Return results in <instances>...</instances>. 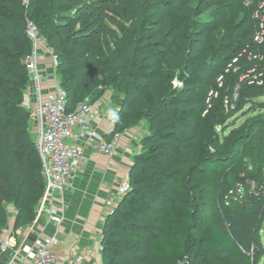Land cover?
<instances>
[{
  "label": "trees",
  "instance_id": "obj_1",
  "mask_svg": "<svg viewBox=\"0 0 264 264\" xmlns=\"http://www.w3.org/2000/svg\"><path fill=\"white\" fill-rule=\"evenodd\" d=\"M196 2L192 6L191 0H29L25 5L24 0H0L2 226L7 222L6 204L16 210V229L30 225L45 189L41 161L29 132L31 113L23 106L30 79L24 65L31 51L25 33L27 20L39 27L58 56L56 73L67 92L70 109L83 100L76 98L79 94L88 96L99 78L102 90L115 85L124 94L116 128L132 119L134 111L138 114L133 123L146 122L150 127L146 141L150 145L130 167L132 189L104 224L103 264H108L107 260L114 264H148L152 259L175 264L184 249L177 192L185 190L189 198L198 201L200 177L206 166L235 158L233 148L243 147L257 136L248 153L254 167L250 176L262 178L264 117L249 123L242 134L228 141L222 140L223 135L216 130L225 131L231 118L225 102L234 104L233 87L242 88L247 81L242 84L240 79L255 72L256 64L258 74L262 68V62L252 56L264 58V41L254 42L264 27V0H250L249 5L248 0ZM241 14L243 19H239ZM207 52L210 57L205 60ZM237 57L238 62L233 64ZM177 72L183 85L173 89L170 82ZM72 82L77 94L69 87ZM238 96L241 100V92ZM207 111L214 114L205 121L203 131L212 127L217 138L210 137L206 142L226 150L221 156L205 152L204 139L196 143L200 149L193 151L202 131V122L196 120ZM117 133L114 129L105 138L112 140ZM230 140L232 148L227 150ZM193 158L205 166L188 167ZM220 173L217 199L242 178L237 173L228 185ZM183 176L186 184L180 185ZM247 203L221 212L212 210L210 237L202 243L203 252L230 253L239 264H253L260 247L257 236L264 219V197ZM250 206L253 211L248 216Z\"/></svg>",
  "mask_w": 264,
  "mask_h": 264
},
{
  "label": "built area",
  "instance_id": "obj_2",
  "mask_svg": "<svg viewBox=\"0 0 264 264\" xmlns=\"http://www.w3.org/2000/svg\"><path fill=\"white\" fill-rule=\"evenodd\" d=\"M25 5L29 0H24ZM261 27L254 42L264 41ZM25 33L31 51L24 58L30 79L25 91L23 106L32 115L36 129L35 144L41 161L45 183L43 195L36 208L32 224L16 230L15 236L0 234L2 264H97L101 258V241L89 247H62L64 225L68 217V195L87 162L86 149L112 159L117 153L121 133L107 140L100 127L94 98L89 95L73 109L69 108L67 92L57 76L58 56L50 48L39 27L30 20ZM262 58V57H261ZM253 55V60H261ZM238 57L233 59V64ZM102 90V87H100ZM229 105L234 110V104ZM127 175L116 187L115 193L103 202L107 215L112 213L123 197L131 191ZM264 197V167L262 178L245 177L244 184L237 183L222 199L230 206L231 200L249 201ZM23 231V232H22ZM59 248L60 252H55ZM97 262V263H96Z\"/></svg>",
  "mask_w": 264,
  "mask_h": 264
},
{
  "label": "rangeland",
  "instance_id": "obj_3",
  "mask_svg": "<svg viewBox=\"0 0 264 264\" xmlns=\"http://www.w3.org/2000/svg\"><path fill=\"white\" fill-rule=\"evenodd\" d=\"M196 0H191V5H196ZM222 2H220L219 5H221ZM250 0H248L247 5H249ZM263 7V6H262ZM216 7H214L215 9ZM244 14H241L239 19H243ZM253 17V16H252ZM250 18V15H249ZM252 19V18H251ZM255 19V17H253ZM210 57L209 52L205 54L203 59H208ZM261 58V55H259ZM261 63V70L258 74V66L257 64L254 66L256 69L255 72H251L250 74L242 77L240 79V83L243 84V82L247 83L242 87H238L235 85L233 87V91L235 92V96H233V102L235 104L234 110H231V113H228V116H231L229 120H227V126L226 130H220L219 128L216 130L219 134H221L222 140L232 139L233 137H237L238 135L242 134L244 131V128L249 123H252L256 121V119L264 117V58L262 57L261 60H257ZM258 62V63H259ZM179 77V73L177 72L174 76H172V80L170 82V85H172V88L174 89H180L182 87V83L177 79ZM99 79V78H98ZM98 79L95 83V85L92 87L90 93L94 98L95 105H97L98 110L102 113L106 114V109L109 107H114L117 112L119 113L122 107V101L124 99V94L119 91L115 85H111L106 90L100 89V84L98 83ZM262 79V80H261ZM219 79L218 81H220ZM221 83V82H220ZM164 84V83H163ZM162 84V85H163ZM69 87L74 91L75 94H77V91L75 90L74 83H70ZM213 87L216 89L218 86L213 85ZM219 88H221V84L219 85ZM241 92V100L238 96V93ZM261 94V95H259ZM84 94H79L76 98L78 100L84 99ZM147 96L149 93L146 94ZM75 96V95H74ZM209 99L211 98V95L209 94ZM199 105V103H197ZM196 107V105H194ZM138 112L134 111L133 117L130 120H127L126 122H123L124 126H118L117 128L114 126L113 129H116V131L123 134L124 140L128 142L129 146H126L130 149L131 152V159L132 164L136 158V156L145 153L149 147L150 144H147V138L150 135V127L149 124L146 122H142L140 124H134L133 121L135 117L137 116ZM213 111H207L201 114V120L202 122V131L201 135L198 137V139L195 141L193 146V151L200 149V146H196L197 142L201 143L202 139H204L205 143V152L209 153V155L212 156H221L225 154L226 150H222L219 146L215 145H208L206 141H209L210 137L213 139H216V134L212 132V127H209L210 131L204 132L203 129L206 126V120L207 118H210L213 116ZM227 114V112H226ZM217 115V114H216ZM124 117V116H123ZM32 118V115H31ZM216 117L215 119H217ZM29 132L30 135L35 141L36 138V129L34 126V121L31 119L29 123ZM224 132H226V136L224 137ZM254 139V140H253ZM256 139H258V136L256 138H252L250 142H245L243 147L239 148L234 147V153L236 154L235 158L228 160L227 162L223 161H215L206 166V172L200 177V185L198 188V195H201L200 198H198V201H195L194 199H191L188 197V192L185 190H179L176 194L177 204L179 205L178 208V226L182 232L183 235V243H184V249L182 251L180 259L175 264H239L230 253H205L202 251V243L207 240L210 237V229L211 224L209 221L210 214L212 210H219V212L226 210L227 208H230L233 205H240L244 206L246 205V201H238L236 202L234 199L231 200V205L227 206L224 205L222 199L224 198L226 192H228L234 185L237 183L244 184L245 177H251L253 172V164L251 159L248 157V153L253 149ZM36 145V144H35ZM148 145V147H146ZM232 148L231 140L227 142V150H230ZM126 149V148H125ZM125 151V150H124ZM131 164V165H132ZM129 164V166L131 167ZM195 165L196 167L203 168L205 164L202 162H198L195 160V158L191 159L190 164L188 167ZM226 165V166H224ZM232 165H236L234 168H232ZM128 166V173L130 171V167ZM232 168V169H230ZM222 173V178H224L225 183L229 185V181H232L231 178L234 180L236 176L242 175V178H239L236 183L230 187L226 188L223 196L220 199H217V189H218V183L222 180H220L219 173ZM220 173V174H221ZM238 173V175H236ZM183 176L180 180V185L186 184V179ZM252 200V199H249ZM251 203V202H250ZM247 203V204H250ZM119 206V205H118ZM117 206V207H118ZM116 207V208H117ZM5 208L7 210V222L5 225L0 224V232L5 233L10 236H15L16 230H19L20 228H25L26 226H19L18 229L15 228V215L16 210L6 204ZM264 208V204H263ZM252 206L248 208V216L252 215ZM82 210V209H81ZM80 210V214L85 217L86 215L85 211ZM75 211V212H74ZM72 210L70 212L71 217H74V215H77L76 210ZM79 212V211H78ZM109 213V212H108ZM107 211L100 213L101 221L97 222V225L95 227L94 231H97L96 235L93 236L99 241H102L103 235H104V224L107 219ZM99 217V216H98ZM71 219V218H70ZM69 219V221H71ZM75 219L78 220L76 217ZM83 220V219H81ZM33 223V222H32ZM31 223V224H32ZM98 223L100 225H98ZM93 226V225H92ZM23 232V231H22ZM153 234L156 232L153 231ZM259 245L260 247L257 250L256 257L254 258L253 264H264V219H262V224L260 226V230L258 231ZM62 239L64 241V244L69 246H72L74 244L75 247H79V243L77 242H70L71 240L65 239L64 234L62 235ZM64 245H62L63 247ZM55 252H60L59 248L54 249ZM119 260H116L118 262ZM97 263V262H96ZM108 264H114L115 261L113 260H107ZM148 264H166L161 261L156 260H150L147 262ZM97 264H103L102 259L100 258Z\"/></svg>",
  "mask_w": 264,
  "mask_h": 264
},
{
  "label": "crops",
  "instance_id": "obj_4",
  "mask_svg": "<svg viewBox=\"0 0 264 264\" xmlns=\"http://www.w3.org/2000/svg\"><path fill=\"white\" fill-rule=\"evenodd\" d=\"M95 107L102 132L104 134L111 133L114 130V123L107 118L106 114L98 110L97 105ZM129 145L121 134L117 153L112 159L99 155L93 149H86L87 162L75 182V187L69 191L68 217L64 225V238L70 239V242L79 243V248L89 247L100 242L93 237L97 233L94 230L97 222L101 221L100 213L104 212L105 198L113 195L119 182L129 174L128 166L132 164L130 149L126 147ZM81 209L85 211V217L80 214ZM72 210L77 212V215L73 214L74 217H71L70 214ZM76 217L78 220L75 219ZM98 225L100 224L98 223ZM0 234L2 233L0 232ZM63 245L65 248L69 247ZM3 262L4 257L0 256V264Z\"/></svg>",
  "mask_w": 264,
  "mask_h": 264
},
{
  "label": "clouds",
  "instance_id": "obj_5",
  "mask_svg": "<svg viewBox=\"0 0 264 264\" xmlns=\"http://www.w3.org/2000/svg\"><path fill=\"white\" fill-rule=\"evenodd\" d=\"M107 118L113 123L120 121V115L114 107H109L106 109Z\"/></svg>",
  "mask_w": 264,
  "mask_h": 264
}]
</instances>
